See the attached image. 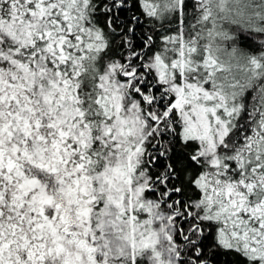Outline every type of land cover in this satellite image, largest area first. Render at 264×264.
<instances>
[{"label": "snow or ice", "instance_id": "1", "mask_svg": "<svg viewBox=\"0 0 264 264\" xmlns=\"http://www.w3.org/2000/svg\"><path fill=\"white\" fill-rule=\"evenodd\" d=\"M224 4L0 0V264H264V16Z\"/></svg>", "mask_w": 264, "mask_h": 264}, {"label": "clouds", "instance_id": "2", "mask_svg": "<svg viewBox=\"0 0 264 264\" xmlns=\"http://www.w3.org/2000/svg\"><path fill=\"white\" fill-rule=\"evenodd\" d=\"M213 6L217 8L219 5L214 3ZM224 8V15L229 17V20L225 21L224 26L234 34L240 31L238 26L239 22L247 23L251 19V21L255 23L257 14L264 16V0H225ZM232 19L237 20L238 24H231L229 21ZM232 46L239 49L235 56L230 55V48ZM228 48L229 51L222 50L219 53L222 62L230 68V73L226 72L223 73V75H234L243 82L249 75V73L245 71V69L249 67V61L246 55L247 49H244L238 41H233Z\"/></svg>", "mask_w": 264, "mask_h": 264}, {"label": "trees", "instance_id": "3", "mask_svg": "<svg viewBox=\"0 0 264 264\" xmlns=\"http://www.w3.org/2000/svg\"><path fill=\"white\" fill-rule=\"evenodd\" d=\"M150 23V22H149ZM148 25L146 24V27H147ZM241 44H242V46H248V47H251V44H250V42L248 41V39L247 38H244L242 41H241ZM232 260V257H230V256H222L221 257V264H228V262L229 261H231Z\"/></svg>", "mask_w": 264, "mask_h": 264}]
</instances>
